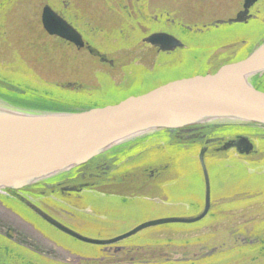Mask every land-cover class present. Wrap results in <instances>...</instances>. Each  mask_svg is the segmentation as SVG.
<instances>
[{"label": "rangeland", "instance_id": "obj_1", "mask_svg": "<svg viewBox=\"0 0 264 264\" xmlns=\"http://www.w3.org/2000/svg\"><path fill=\"white\" fill-rule=\"evenodd\" d=\"M59 1L67 4L72 13L81 19L79 22H85L84 26L104 29L102 32L105 35L107 33L105 29L113 28L108 20L111 17H121V9H117L115 13L109 12L104 0H17L13 1V5L9 4L6 10L1 9L0 78L5 77L6 82L5 86H1L5 96L0 95V105L21 110L39 109L40 104L35 105V101L40 98L35 97L47 95L55 100L81 101L87 107L94 104L106 105L109 103L86 98L83 100L68 95L67 89H71L68 84L72 83L74 88L72 91L81 86L83 92L91 93L98 88V73L108 76L110 82L118 84L125 83L126 79L131 78L129 75L131 71H125V68L131 65L140 63L147 69L153 67L155 55L148 52L146 45L141 42L132 49L110 51V47L102 43L103 36L98 40L96 38L94 43L114 61V66L108 67L89 57L87 52L77 50L46 34L40 23L42 8L45 5L58 7ZM134 2L142 4L146 11L151 13H165L168 22L199 26L208 25L216 19L234 17L242 5V0ZM253 10L257 11L254 14L258 16L256 20L246 25L235 24L212 30L210 39L199 41L198 45L219 41L222 46H229V52L233 54V49L245 50L248 46L258 43L264 37V1L258 3ZM91 33L99 34L93 29ZM234 40L241 43H234ZM226 52L227 49L220 48L214 55L211 54V59H214L212 63L220 58L227 60L230 56H225ZM199 68L187 63L183 71L190 72ZM157 85L150 84L149 87ZM10 87L20 89L18 98L12 100L7 98V90L17 94ZM145 137L148 136L133 138L126 148L137 144ZM259 148L258 146L257 152ZM127 150L132 152L134 147ZM197 152L199 154V149ZM227 154L222 152L216 154L210 150L206 154L210 183L213 192L215 191L212 214L197 223L149 227L123 240V243L135 244L134 264H264V162H261L264 158L259 154L251 155L249 159L240 157L247 160L244 164L236 158L237 154L231 158L234 157V160L238 161L229 162L231 159ZM134 157L135 154L125 160H134ZM176 161L167 160L166 166L169 168V163H174L175 166ZM198 167L199 163L196 160H180L182 176L176 175L173 170L165 173L164 177H161L162 180H159L163 184L166 181L173 187L161 186L149 193L140 194V197L130 201L124 212L116 209L115 213L120 219L115 223V231L121 232L127 227L133 229L156 219L188 218L197 215L203 194V183L201 175H198ZM252 174L260 177L253 179ZM241 175L249 176L250 179L242 176L240 180ZM110 204L120 205L115 201ZM104 216L110 218L107 214ZM259 234L262 238H258Z\"/></svg>", "mask_w": 264, "mask_h": 264}, {"label": "flooded vegetation", "instance_id": "obj_2", "mask_svg": "<svg viewBox=\"0 0 264 264\" xmlns=\"http://www.w3.org/2000/svg\"><path fill=\"white\" fill-rule=\"evenodd\" d=\"M12 1L0 0V3L9 5ZM104 1L109 12L115 13L114 11L121 9V17L112 18L109 16L111 19L108 21L111 22L110 25H113V28L105 29L106 35L102 32L104 29L84 26L85 22L80 23L81 19L72 13L68 5L59 1L58 7L50 6L81 36L84 46L77 49L71 42L57 36L52 37L77 50L87 52L89 57L108 67H113L114 61L108 57L106 52L100 50L94 41L103 36L102 43L106 47H110V51H117L120 50L118 39L123 37L121 40L123 47L125 46L124 50L135 48L140 42L146 45L148 52L155 55L154 65L151 69L145 68L140 63L125 68V71H131L129 73L131 78L126 79L125 83L115 84L108 80V76L98 73V88L91 93L83 92L81 86L76 91H72L74 88L72 83H69L68 86L71 89H67L69 91L67 93L74 98L83 100L86 98L111 104L133 95L135 92L140 91L136 93L140 94L145 90L149 91L150 89L147 88L150 84L160 86L177 79L212 72L224 61L240 55L239 50L231 54L229 46H226L224 49H227L228 52L225 56L229 55L230 57L227 60L220 58L213 64L212 60L214 59H211V54L214 55L215 51L220 49L219 46L211 44L201 53L203 46L198 45L199 41L204 42V40L210 39L212 30L228 26L225 23L215 24V21H226L227 19H216L208 25L202 26L184 25L175 21L168 22L165 13L146 11V8L142 4L135 3V0ZM254 7L250 10L251 18L248 22L256 20L258 17L254 15L257 12L253 10ZM1 9L2 7H0V13ZM92 29L99 34L92 35ZM154 33L169 34L177 39L182 46L168 52L161 51L158 47L144 41L145 37ZM85 36L86 38H84ZM127 43L130 45L127 46ZM88 48L95 49L100 56H103L104 61L97 55H91ZM187 63L200 68L184 72L183 69H186ZM4 78H0V95H4L1 88V86H5ZM64 89L66 90V88ZM6 92L8 99L19 97L18 93L14 94L10 90ZM209 138L211 139V137ZM124 144L126 143L84 165L41 179L26 189L18 191L0 189V226L9 225L14 230L22 229L25 226L39 236L37 239L42 241L39 242L41 245L45 244L49 247V252L54 254L52 256H67V259L70 260L68 263L51 259L0 234V264H134L135 244L123 243V240L130 237L116 240L117 237L130 230L127 227L121 232L115 231V223L120 219L115 213L116 209H121V212H124L129 207L130 201L140 197V194L149 193L161 186L173 187L166 181L164 184L159 182L165 173L174 170L176 175L182 176V174L178 160L175 166L174 163H169V168L166 166L167 160H154L153 162L125 160L129 157L124 154L126 148ZM218 145L214 142L207 144L206 152L209 150L216 152ZM190 146L202 148L196 144ZM174 148L177 149L180 146ZM204 161L206 162V160ZM178 178L180 179V177ZM113 201L120 205H111L110 203ZM105 214L110 218H106Z\"/></svg>", "mask_w": 264, "mask_h": 264}, {"label": "water", "instance_id": "obj_3", "mask_svg": "<svg viewBox=\"0 0 264 264\" xmlns=\"http://www.w3.org/2000/svg\"><path fill=\"white\" fill-rule=\"evenodd\" d=\"M258 1L261 0H243L235 17L215 21V24L247 21ZM41 23L48 35L71 42L77 49L84 46L81 36L48 5L42 8ZM144 41L164 52L182 46L166 33L151 34ZM88 51L104 61L95 49L88 48ZM263 72L264 41L246 58L221 65L213 73L174 80L115 104L64 113L30 112L0 105V189H26L41 179L95 160L133 138L163 133L170 140V146L183 148L196 144L202 147L198 161L205 190L203 208L193 217L142 223L116 240L149 227L197 223L212 208L204 161L208 154L206 145L215 141L209 138L210 134L228 125L264 131V92L249 82V78ZM10 88L17 93L20 91ZM230 149L242 156L253 152L252 144L244 137L224 141L217 151ZM0 234L51 259L70 262L67 256H52L49 247L41 245L39 236L25 226L14 230L2 225Z\"/></svg>", "mask_w": 264, "mask_h": 264}, {"label": "bare ground", "instance_id": "obj_4", "mask_svg": "<svg viewBox=\"0 0 264 264\" xmlns=\"http://www.w3.org/2000/svg\"><path fill=\"white\" fill-rule=\"evenodd\" d=\"M14 2L15 1H17V0H13ZM12 1V2H13ZM11 2V4L13 5L14 4V2L12 3ZM242 2H243V0H242ZM259 3L260 2H262V0L261 1H258ZM258 2L256 3V4H258ZM6 5V6H5ZM2 4V3H0V7H2V9L3 10H6V8H7V6H8V4ZM96 5H97V2H96ZM46 6V5H45ZM51 9H52V7L50 6V5H48ZM255 6V5H254ZM253 6V7H254ZM136 8H138L137 6H136ZM241 8H242V5H241ZM53 10V9H52ZM58 10V9H57ZM54 11V10H53ZM59 11V10H58ZM60 18H62L59 14H58V12H56V11H54ZM238 12V11H237ZM236 12V13H237ZM235 13V14H236ZM235 14H234V17H235ZM63 19V18H62ZM64 20V19H63ZM249 20V19H248ZM248 20L247 21H245V22H242V23H231V24H227V23H225L226 25H228V26H230V25H235V24H242V25H246L247 23H249L248 22ZM65 21V20H64ZM247 22V23H246ZM121 39H123V37L121 38ZM121 39H118L119 40V42H118V45H119V48H120V50H124V48H123V43H122V40ZM239 40H241V39H239ZM239 40H234L233 42L234 43H241V41H239ZM264 41V37H263V39L261 40V41H259L258 43H255L254 45H251V46H248V48L247 49H242V51H238L237 49H233V51L232 52H235L236 50L238 51V53L240 54L239 56H237V57H234V60L232 61V59L230 60H228V61H224L223 63H221L222 65H224V64H229V63H233V62H237V61H240V60H242V59H244V58H246L250 53H252L262 42ZM211 44H214L215 46H219L218 48H224V46H222L221 44H220V42L218 41V42H215V43H212V42H207V44L206 45H203V47H202V50H201V53L202 52H204V50L207 48V47H209ZM248 44V43H247ZM130 44L129 43H127V46H129ZM249 45V44H248ZM234 47V46H233ZM214 71H212V72H208V73H213ZM205 74H207V73H204L203 75H205ZM264 74V72L262 73V74H258V75H255V76H253V77H251V78H249V82L251 83V85L254 87V85H253V81L256 79V78H260L262 75ZM255 88V87H254ZM261 91V90H260ZM262 92H264V91H262ZM28 97H30L29 95H27ZM25 97V96H24ZM25 99H27V98H25ZM45 101H48V100H45L44 99V101H40V100H38L36 103H35V105H37V104H42V103H40V102H43V105L42 106H53V104H48L47 102H45ZM32 107V106H31ZM211 136V138L214 140L215 139V141H214V143H216L217 145H218V149L219 148H221V146H222V144L224 143V141H227V140H230V139H235V138H237V137H244V138H246L251 144H252V146H253V152L252 153H250L249 155H247V156H242V155H239L238 153H236V151L234 150V149H230V150H228V151H226V152H222V153H228L227 155L230 157V159H231V161H229V162H234V161H238V160H234V157L233 158H231V156L232 155H235V154H237L238 156H236V158L238 159L239 158V160H241L242 161V163H246L247 162V160H245V159H249L250 158V156L251 155H254V154H259V155H262L263 156V158H264V131H262L261 129H259V128H254V127H248V126H236V125H228V126H225V127H223V128H221V129H215L211 134H210ZM148 136H150V135H148ZM256 140V141H255ZM143 145H146L145 144V142H143V143H140V145H138L137 147H140V146H143ZM260 147L259 148V150H258V152H257V147ZM217 151V150H216ZM218 153L220 152V151H217ZM163 153H165V151H161V150H153V148H150L149 146H143L141 149H139L136 153H135V157H134V160H148V161H151V162H153L154 160H178V161H180V160H196V162H199V161H197L198 160V152H197V149H194V147L193 146H190V147H183V148H177V149H174V150H171L170 151V154H171V156H170V154H169V157L168 158H166L164 155L163 156H159V155H162ZM159 156V157H158ZM240 157H244L245 159H240ZM235 158V159H236ZM124 160V159H123ZM223 162H228V161H223ZM261 162H264V160H261ZM222 163V162H221ZM223 164H225V163H223ZM205 167H206V169H207V172H208V165L205 163ZM209 167H211L210 165H209ZM213 169H215V168H213ZM214 171V170H213ZM202 171H201V167L199 168L198 167V175H201V178H202ZM208 175H209V173H208ZM242 176H244V175H241L240 176V180H241V177ZM246 176V175H245ZM244 176V177H245ZM258 177H260V176H257L256 174H252V176H251V178H253V179H256V178H258ZM246 178H249L250 179V177L249 176H246ZM209 180H210V178H209ZM202 183H203V178H202ZM254 189H256V188H254ZM214 193H215V191L213 192V190H212V187H211V183H210V202H211V204L213 203V196H214ZM204 194H205V190H204V183H203V194H202V196H201V200H200V205H201V207L199 208V212L202 210V208H203V204H204ZM227 194H229V193H227ZM229 196V195H228ZM198 202V201H197ZM211 210H212V208H211ZM211 210L209 211V213L207 214V216L208 215H210V214H212V212H211ZM198 212V213H199ZM197 213V214H198ZM206 216V217H207ZM205 217V218H206ZM204 218V219H205ZM203 220V219H202ZM201 220V221H202ZM200 222V221H199ZM259 237L258 238H262V236L260 237V235H258Z\"/></svg>", "mask_w": 264, "mask_h": 264}, {"label": "trees", "instance_id": "obj_5", "mask_svg": "<svg viewBox=\"0 0 264 264\" xmlns=\"http://www.w3.org/2000/svg\"><path fill=\"white\" fill-rule=\"evenodd\" d=\"M234 60V58H232V61ZM253 85L255 87V89L257 90H261V91H264V74L260 77V78H256L254 81H253ZM151 88H154V86L152 87H148L147 89H151ZM147 91V90H145ZM136 94V93H135ZM40 98V101H44L45 100H48V101H45V102H49L50 104H53V106H42V104H40V107H39V110L40 111H47V112H63V111H77L78 109H88V108H91V107H98V106H102V104H94V105H89L88 107L87 106H84V103H81V101H65V100H55V99H52V96L50 97L49 95H47V97L45 96H36L35 99H38ZM125 98V97H124ZM38 101V100H37ZM35 101V102H37ZM118 102L117 101H114L113 103H116ZM63 105V106H61ZM60 107H63V108H60ZM41 108V109H40ZM169 139L168 137L165 136V134L163 133H155V134H152L148 137H145L143 140L139 141L137 144L133 145V146H129L127 148L124 149V154L126 157H131L133 154H135L139 149H141L143 146H140V147H137L138 145H140V143H143L145 142V146H153V150H161L166 153H163L162 155H159L160 157L161 156H165L166 158L169 157V154H170V151L171 150H174L173 146H170L169 145ZM159 145V146H158ZM162 145V146H160ZM131 147H134V150L131 152L130 150H127ZM158 156V157H159ZM171 156V154H170ZM261 236V234H259Z\"/></svg>", "mask_w": 264, "mask_h": 264}]
</instances>
